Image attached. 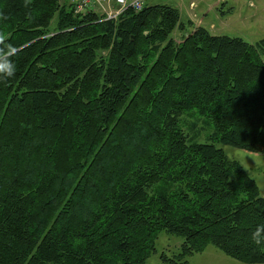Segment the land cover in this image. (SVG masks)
Wrapping results in <instances>:
<instances>
[{"label":"trees","instance_id":"16d2710c","mask_svg":"<svg viewBox=\"0 0 264 264\" xmlns=\"http://www.w3.org/2000/svg\"><path fill=\"white\" fill-rule=\"evenodd\" d=\"M0 32L18 50L0 79V264H145L160 232L181 238L170 264L208 245L264 264V195L217 146L264 154V37L165 3L110 20L60 0H0Z\"/></svg>","mask_w":264,"mask_h":264},{"label":"rangeland","instance_id":"374dc122","mask_svg":"<svg viewBox=\"0 0 264 264\" xmlns=\"http://www.w3.org/2000/svg\"><path fill=\"white\" fill-rule=\"evenodd\" d=\"M178 0H150L151 3L157 4H169L173 7L178 8L179 4L176 5ZM183 1L181 5V11L185 14H191L192 17L196 18L192 21L193 24H201L203 20V10L209 9V6H214L212 10L207 13L209 16L203 20L206 27L212 34L215 35H228L237 36L246 40L247 42L253 44L259 39L264 37V0H211L207 6L198 5L197 0H181ZM60 2H71V0H60ZM199 10L197 17L194 15L195 8ZM219 8L223 12L219 11ZM201 9V10H200ZM180 13V12H179ZM182 20L186 18L180 15ZM202 22V24H203ZM180 32L175 30L173 32V37L179 38ZM182 128L189 135H195V138L199 142H204L207 140L206 136L210 132V129L204 125V123L199 119L195 120V125L193 128L188 126L190 123L194 122L192 116L184 115L182 118ZM218 147L222 148L227 157L240 162L243 167L249 172V174L254 178L257 183L260 195H264V154L252 152L240 147H235L231 145L218 144ZM181 241V238L175 235L166 234L165 232H160L155 242L156 252L153 253L145 262V264H170L164 262L160 255L165 253L170 256L172 252L177 250V247ZM216 253L219 257L228 259L227 264H246L235 260L217 249L213 245H208L202 254L195 253L188 257L191 264H221L216 260L209 257L210 254ZM230 259V260H229ZM230 261V262H229Z\"/></svg>","mask_w":264,"mask_h":264},{"label":"built area","instance_id":"2783aa9c","mask_svg":"<svg viewBox=\"0 0 264 264\" xmlns=\"http://www.w3.org/2000/svg\"><path fill=\"white\" fill-rule=\"evenodd\" d=\"M150 0H71L74 13L94 12L104 19L116 20L127 8L140 10Z\"/></svg>","mask_w":264,"mask_h":264},{"label":"clouds","instance_id":"9594fccd","mask_svg":"<svg viewBox=\"0 0 264 264\" xmlns=\"http://www.w3.org/2000/svg\"><path fill=\"white\" fill-rule=\"evenodd\" d=\"M6 34L0 32V79L13 77L16 72V65L11 57L17 53V48L10 44H5ZM251 238L257 245L264 243V226L257 227L252 232Z\"/></svg>","mask_w":264,"mask_h":264},{"label":"crops","instance_id":"0c3cea01","mask_svg":"<svg viewBox=\"0 0 264 264\" xmlns=\"http://www.w3.org/2000/svg\"><path fill=\"white\" fill-rule=\"evenodd\" d=\"M197 2H199L198 3V5H200V3H202V5H208L209 3H211V0H197ZM182 3H183V1H181V0H178L177 1V3H176V5H178L179 4V7L177 8L178 10H179V12H180V15H182V17H184V18H186V19H191L192 21H195V19L196 18H194V17H192V12H191V14H189V9H188V13L187 14H185L184 12L182 13V9H181V5H182ZM214 8V6L213 7H211V5L209 6V9H206V10H203L202 9V11L201 12H203V20L206 18V16L208 17L209 15V13L211 12H209V13H207L209 10H212ZM201 10V9H200ZM198 9H197V7L195 8V12H194V15L197 17V13H198ZM203 20L201 21V24H197V25H205L204 24V22H203ZM196 22V21H195ZM202 22H203V24H202ZM204 252V251H203ZM203 252H201L200 254H202ZM192 257V256H191ZM209 257H211L212 259H214V260H216L217 262H219V263H221V264H227V261H228V259H225L224 258V256L223 257H219L216 253H212V254H210L209 255ZM230 260V259H229ZM189 261V260H188ZM230 262V261H229ZM189 264H191V262L189 261Z\"/></svg>","mask_w":264,"mask_h":264}]
</instances>
